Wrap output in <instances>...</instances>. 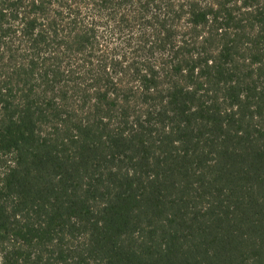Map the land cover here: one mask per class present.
Masks as SVG:
<instances>
[{
    "label": "trees",
    "instance_id": "16d2710c",
    "mask_svg": "<svg viewBox=\"0 0 264 264\" xmlns=\"http://www.w3.org/2000/svg\"><path fill=\"white\" fill-rule=\"evenodd\" d=\"M0 264H264V0H0Z\"/></svg>",
    "mask_w": 264,
    "mask_h": 264
}]
</instances>
